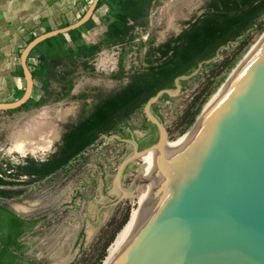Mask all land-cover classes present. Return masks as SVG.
<instances>
[{
    "label": "water",
    "instance_id": "1",
    "mask_svg": "<svg viewBox=\"0 0 264 264\" xmlns=\"http://www.w3.org/2000/svg\"><path fill=\"white\" fill-rule=\"evenodd\" d=\"M96 2L90 0L76 21L25 43L18 55L24 91L13 101L0 102V110L17 108L31 97L33 78L26 64L31 48L86 22ZM218 50L189 73L176 75L172 88L158 89L146 99L142 113L156 132L150 144L137 149L133 138L113 135L130 146L112 177L114 203L137 193L140 202L104 264H264V30L166 154L167 130L151 109L162 94L176 97L181 82L214 61ZM146 154L153 164L142 175L139 165L129 187L122 188L127 166Z\"/></svg>",
    "mask_w": 264,
    "mask_h": 264
},
{
    "label": "rangeland",
    "instance_id": "2",
    "mask_svg": "<svg viewBox=\"0 0 264 264\" xmlns=\"http://www.w3.org/2000/svg\"><path fill=\"white\" fill-rule=\"evenodd\" d=\"M203 2L204 0H156L148 10L146 28H136L131 43L107 47L101 44L97 53L87 60L92 63L93 70L84 69L80 59L74 62L70 91L77 94L95 87L107 92L120 87L126 82V77H110L116 72L118 61L121 59L126 71L138 68V58L144 48L141 47L139 54L137 53L139 41L149 38L155 44L161 42L169 34L180 30L185 21L200 14ZM104 12L105 8L102 6L94 12V23H90L93 32L89 29L83 34L85 42L100 41L104 25L98 15L102 16ZM263 30L264 15L236 42L220 48L216 59L202 65L197 77L181 82L180 92L176 97L159 98L155 102L157 113L167 130L168 143L186 133L190 127L182 131L186 114L200 101L201 105H204L231 67ZM26 63L28 67L32 66L31 58L26 56ZM63 69L57 66L54 73H60ZM57 83L58 80L53 76L52 80L45 84V88L36 92V87L32 99H39L38 104L27 101L22 108L13 111L0 110V165L4 172H1V175L11 182L2 187L10 191H20L0 197V203L10 209L19 205L22 216L39 218L35 226L21 236V240L28 245L25 257L44 264H93L102 250L104 258L108 245L124 224L118 228L119 222L125 214L128 217L130 209L134 206L135 197L114 203L116 194L112 192V177L121 158L130 150L126 142L113 136L120 135L112 132L107 137H99L66 165L49 175L29 178L8 174L14 173V167L21 164L25 157L43 159L50 155L65 125L74 122L79 116L82 100L70 98L69 95L57 98L60 92ZM91 99L85 98V107L91 106ZM41 114L53 117V133L51 134V124L48 120L41 124L33 140L28 139L29 142H25L21 147L24 149L18 148L16 138H19V131L29 124L30 117ZM142 117L141 109L130 118L136 126L134 132L140 138L148 132L138 130ZM151 135L154 138L156 132ZM36 139L39 141H35ZM141 162V159H134L127 166L121 179L122 188L129 187ZM7 163L10 165L8 171L5 166Z\"/></svg>",
    "mask_w": 264,
    "mask_h": 264
},
{
    "label": "trees",
    "instance_id": "3",
    "mask_svg": "<svg viewBox=\"0 0 264 264\" xmlns=\"http://www.w3.org/2000/svg\"><path fill=\"white\" fill-rule=\"evenodd\" d=\"M156 0H97L95 8L104 6L105 12L100 21L105 26L99 42L87 47H82L80 26L50 38L39 41L27 54V58L36 55L37 62L30 69L32 78L40 80V88H45L46 80L55 76L62 83L60 92L56 96H70L82 100V107L77 119L64 127L55 150L42 160L25 157L23 162L17 165L14 173L9 175H24L27 177H43L49 175L72 158L94 143L101 134L109 135L116 132L122 138H128L129 133L136 126L130 121L131 116L142 109L146 99L158 89L172 88V79L179 74L189 73L200 60L212 57L216 49L221 46L236 42L245 32L252 29L257 19L264 15V0H204L200 14L183 23L177 33L169 34L164 40L155 44L152 39L139 41L136 51L144 46L142 55L138 58L139 67L126 71L118 61L116 72L111 78L120 79L126 77V82L120 87L103 92L91 87L77 94H70L74 62L80 59L84 69L93 70L91 59L99 50L100 45L113 46L131 43L135 36V29H145L147 15L151 5ZM67 24H63L64 26ZM82 25V24H81ZM49 28L46 27L44 31ZM35 36L31 35L30 39ZM53 40L61 51L55 52L50 44ZM70 41V43H69ZM28 66V63H26ZM204 65V64H203ZM30 66V65H29ZM55 66L64 68L60 73H54ZM17 72L22 76L21 68L17 66ZM56 74V75H55ZM197 77V75L195 76ZM92 98L89 108L85 98ZM169 98L162 94L160 99ZM28 102L38 104V100L28 98ZM26 101V102H27ZM26 102L17 108H22ZM202 101L186 114V130L201 109ZM17 108L8 111L16 110ZM151 109L159 118L155 103ZM138 130H148L147 138H138V147L142 148L150 144L154 138L151 135L155 131L144 116L140 120ZM6 170L10 165L5 164ZM0 165V197L10 196L13 192L3 189L2 185L11 182L2 177ZM127 214L123 216L118 228L126 222ZM39 218H22L15 214L6 205L0 203V264H44L24 256L28 245L21 240V236L29 232ZM117 228V229H118ZM111 239V238H110ZM109 239V241H110ZM103 250L99 253L93 264H99L103 258Z\"/></svg>",
    "mask_w": 264,
    "mask_h": 264
},
{
    "label": "crops",
    "instance_id": "4",
    "mask_svg": "<svg viewBox=\"0 0 264 264\" xmlns=\"http://www.w3.org/2000/svg\"><path fill=\"white\" fill-rule=\"evenodd\" d=\"M89 2L90 0H0V102L13 101L20 97L24 91L25 83L23 77L17 72L16 56L30 36L43 32L46 27L53 29L76 21L83 14ZM98 8L94 12H97ZM94 12L86 22L80 25L82 47L95 43L85 42L82 37L89 29L92 31ZM99 17L101 15H98ZM63 35L67 38L66 33ZM49 42L55 52L61 51V48L53 40ZM36 55L34 56L36 57ZM55 67L52 69L53 72H56ZM50 80L52 78H48L46 82L49 83ZM51 83L55 82L51 81ZM57 84L59 87L62 86L60 82ZM36 87L38 88L36 92L40 91V80L33 78L32 94ZM32 94L31 98L34 99ZM70 94L73 92L70 91ZM44 115L51 124L53 117L49 114ZM44 115H33L28 119L29 124H33ZM51 129L52 134V124ZM35 141H39V139Z\"/></svg>",
    "mask_w": 264,
    "mask_h": 264
},
{
    "label": "bare ground",
    "instance_id": "5",
    "mask_svg": "<svg viewBox=\"0 0 264 264\" xmlns=\"http://www.w3.org/2000/svg\"><path fill=\"white\" fill-rule=\"evenodd\" d=\"M164 13H165V11L163 9V14ZM46 121H48V118H46V116L44 115V116H41L40 119H38L33 124H26L25 128H23L21 130V132L19 131V133H18V137L19 138H16L17 139L16 140V145L18 146V148L23 147L25 145V142H27V141L29 142L30 139L33 140V138H35L34 136L36 135V132L39 130L41 124H44ZM184 135L185 134H183L180 138H178L177 140H174V141H172L170 143H168V141H167L162 146V151L166 154L169 151H171L172 149H174L179 144V142L182 140ZM139 159L142 160V162L140 163V167L142 169L141 170V175H142L153 164V161H152V158L150 157L149 154L143 155ZM148 163H150V164L148 165ZM139 202H140V194L137 193V196L135 197V200H134V206L130 209V212H129V215H128V218H127L126 222L122 225L120 230L115 234V236H114L113 240L111 241V243L108 245V247L106 249V254H105V256L102 259L100 264H104V262L106 261L107 257L111 253L112 249L116 245L117 241L121 237L122 233L124 232L125 228L127 227L128 223H129V221L131 220V218H132V216H133V214H134ZM13 207L17 211L22 212V210H20V206L19 205H14Z\"/></svg>",
    "mask_w": 264,
    "mask_h": 264
},
{
    "label": "flooded vegetation",
    "instance_id": "6",
    "mask_svg": "<svg viewBox=\"0 0 264 264\" xmlns=\"http://www.w3.org/2000/svg\"><path fill=\"white\" fill-rule=\"evenodd\" d=\"M39 130H40V129H39ZM63 132H64V131H63ZM63 132H62V133H63ZM35 136H36V135H35ZM129 137H130V138H133L134 140H136V142H137V144H138V138H140V137H138L134 131H131V132L129 133ZM143 137H144V138H147V135H144ZM137 149H140V148L138 147ZM54 150H55V148H54ZM54 150H53V151H54ZM39 160H42V159H39ZM35 218H37V217H35ZM38 221H39V219H38ZM38 221H37V222H38Z\"/></svg>",
    "mask_w": 264,
    "mask_h": 264
},
{
    "label": "built area",
    "instance_id": "7",
    "mask_svg": "<svg viewBox=\"0 0 264 264\" xmlns=\"http://www.w3.org/2000/svg\"><path fill=\"white\" fill-rule=\"evenodd\" d=\"M29 58H31L32 66H29L28 68H29V69H32V67L36 64L37 59H36L35 57H29Z\"/></svg>",
    "mask_w": 264,
    "mask_h": 264
}]
</instances>
